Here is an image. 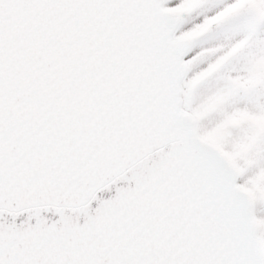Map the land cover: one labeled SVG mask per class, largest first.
<instances>
[{
    "label": "snow or ice",
    "instance_id": "obj_1",
    "mask_svg": "<svg viewBox=\"0 0 264 264\" xmlns=\"http://www.w3.org/2000/svg\"><path fill=\"white\" fill-rule=\"evenodd\" d=\"M0 264H264V0H0Z\"/></svg>",
    "mask_w": 264,
    "mask_h": 264
}]
</instances>
